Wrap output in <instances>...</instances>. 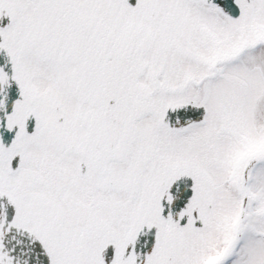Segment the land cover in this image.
<instances>
[{
    "label": "snow or ice",
    "instance_id": "obj_1",
    "mask_svg": "<svg viewBox=\"0 0 264 264\" xmlns=\"http://www.w3.org/2000/svg\"><path fill=\"white\" fill-rule=\"evenodd\" d=\"M0 264H264V0H0Z\"/></svg>",
    "mask_w": 264,
    "mask_h": 264
}]
</instances>
